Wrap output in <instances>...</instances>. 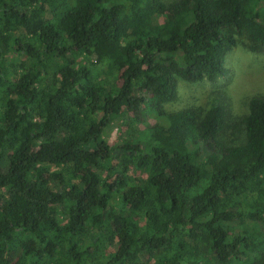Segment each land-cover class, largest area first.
Returning a JSON list of instances; mask_svg holds the SVG:
<instances>
[{
  "label": "trees",
  "instance_id": "16d2710c",
  "mask_svg": "<svg viewBox=\"0 0 264 264\" xmlns=\"http://www.w3.org/2000/svg\"><path fill=\"white\" fill-rule=\"evenodd\" d=\"M244 40L264 0H0V264H264V97L164 108Z\"/></svg>",
  "mask_w": 264,
  "mask_h": 264
},
{
  "label": "rangeland",
  "instance_id": "374dc122",
  "mask_svg": "<svg viewBox=\"0 0 264 264\" xmlns=\"http://www.w3.org/2000/svg\"><path fill=\"white\" fill-rule=\"evenodd\" d=\"M242 43L228 54L224 77L215 83L181 82L178 100L165 104V110L176 112L187 107H204L217 100L216 104L227 108L233 116L242 117L251 97H264V49L261 53H252L244 46L245 40ZM120 135L118 122H114L105 133L107 146L118 143ZM136 175L146 177L148 174L139 168Z\"/></svg>",
  "mask_w": 264,
  "mask_h": 264
}]
</instances>
